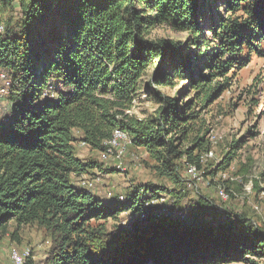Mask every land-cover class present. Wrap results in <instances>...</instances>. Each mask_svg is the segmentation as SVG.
<instances>
[{"label":"trees","instance_id":"16d2710c","mask_svg":"<svg viewBox=\"0 0 264 264\" xmlns=\"http://www.w3.org/2000/svg\"><path fill=\"white\" fill-rule=\"evenodd\" d=\"M138 3L27 0L23 14L4 20L0 73L9 82L11 117L0 121V235L11 227L17 232L32 225L48 232L49 255L38 261L29 252L33 259L28 264H216L225 258L224 264H232L264 259V229L244 212L220 210L197 198L183 209L193 210L192 221L183 214L178 219L151 216L145 207L152 200L168 195L179 205L187 198L180 163L203 169L202 176H216L234 156L226 155L214 166L209 160L201 162L211 149L206 132L181 149L178 142L188 139L190 122L198 114L176 98L153 90L160 104L156 116L130 115L149 71V86L155 81L158 88H174L178 80L187 82L207 104L224 91L229 73L252 56L264 57V42L257 43L259 27L264 35V0L243 5L247 19L239 14V3L230 4L222 16L211 13L213 0ZM10 6L15 12L11 0H0V10ZM206 13L214 46L198 22ZM160 27L192 34L184 42L151 38ZM51 83H63L64 88L56 98H41ZM116 128L127 133L131 147L147 153L157 177L172 190L137 185L123 201L103 202L75 187V181L101 169L96 162L79 159L74 144L101 153ZM113 169L103 172H118ZM125 212L136 219L145 212L146 222L111 231L100 223Z\"/></svg>","mask_w":264,"mask_h":264},{"label":"rangeland","instance_id":"374dc122","mask_svg":"<svg viewBox=\"0 0 264 264\" xmlns=\"http://www.w3.org/2000/svg\"><path fill=\"white\" fill-rule=\"evenodd\" d=\"M211 13L215 16L214 4ZM222 15H224V12ZM211 22L212 20L209 18L208 23L202 24L204 29ZM150 36L151 38H167L180 42H184L186 39L184 33L173 32L167 27L154 29ZM205 37H207L206 33ZM150 75L151 71L145 76L144 84L138 89V98L133 102L130 115L138 119L154 118L156 116L160 104L157 103L158 100L154 96L153 90L158 91L162 97L176 98L181 106L190 107V111L198 114L197 119L190 122L191 132L188 139L178 142V145L181 143V149L188 147L195 136L206 132L205 139L214 154V158L209 160L208 165L214 166L215 162L221 160L224 156L233 155L234 160L225 171L231 177H241L242 183L252 180L253 185L257 184L254 189L256 194L259 190L258 183L264 185V57L252 56L244 67L229 73V81L224 91L207 104H203L197 99L196 92L187 86V82L181 81L178 87L162 89L148 85ZM6 81L8 82L7 79L2 80L0 78V90L3 88L6 90L5 94L0 93V113L6 112L8 107L6 96L9 95V86L5 84ZM215 82L222 83L220 79ZM212 136L215 137V144L210 142ZM74 149L79 159L86 162H96L99 165L98 167L101 170L90 172L86 178H99V182H97L92 193L103 202L114 198L120 201V196L125 199L129 188L137 185L152 184L168 190L173 188L168 181L157 177L153 171L155 163L150 160L147 153L143 150L134 149L131 145H128L126 154L120 159L115 156L104 158L101 153L92 151L84 144H79V142L74 144ZM119 162L124 168L123 172H103L115 168ZM202 171L200 174L203 184H200V190L197 193L186 187L185 190L188 196L179 205H175L168 195L162 193L165 197L162 201L147 205L145 209L148 208V212L154 217H160L164 214L174 219L185 217L186 220L192 221L191 218L194 217L193 210L191 208L186 211L183 209H186L189 200L204 198L220 210H231L237 214L246 213L248 217L264 229V200L251 196L252 202L254 201L260 206L259 214L255 213L247 203L244 204L236 198L223 203L218 198L216 189L213 186L207 187L204 184L208 182L215 185L218 182V176H202ZM178 172L181 179L185 181L187 177L183 163H180ZM80 180L78 183V180L75 181V187L82 190L83 188L78 185ZM224 185L235 194L242 193V186L239 183L224 182ZM181 214H183V217L178 216ZM131 215L130 212H125L118 215L116 219L109 218L100 223L104 224L108 231H111L114 227L128 229L133 221L140 224L146 222L147 214L145 212L139 215L138 219H136L137 217H131ZM51 245L49 234L44 228L37 225L25 226L16 232L15 228L11 227L6 235H0V264H4V256L9 248L16 251L17 246L20 250H24L27 246L28 251L33 253L34 259L42 261L49 255ZM232 264H264V259L249 258L247 262Z\"/></svg>","mask_w":264,"mask_h":264},{"label":"built area","instance_id":"2783aa9c","mask_svg":"<svg viewBox=\"0 0 264 264\" xmlns=\"http://www.w3.org/2000/svg\"><path fill=\"white\" fill-rule=\"evenodd\" d=\"M0 78L2 80L6 79V76L4 75V73H0ZM7 86H9V82L6 81L5 83ZM6 90L5 88L0 90L1 94H5ZM215 137L212 136L210 138V142L211 144H215L214 141ZM130 139L127 135L126 132H124L123 130H121L120 128H116L114 129L111 138L106 141L104 143V150L103 152H101V154L103 155L104 158H108L111 156H115L117 159L122 158L126 152H127V147L128 145H130ZM214 158V154L213 151L210 149L207 152H205L201 158L200 161L201 162H206L207 160H210ZM115 169L118 172H123L124 168H122L121 162H119ZM185 173H186V184L187 186L194 190L196 193L200 190L199 186L202 183V177L200 172L198 171V169L196 168L195 165L192 164H186L185 166ZM218 176V182L215 185H211V183H204L207 187L208 186H213L216 189L218 198L220 199V201H222L223 203H227L230 201V193L232 194L233 198H236L240 201H246L251 209L259 214L260 213V206L257 203H254V201L252 202L251 200V196L253 197H257L259 200H264V185L262 183H258L259 184V190L258 192L255 194L254 192V185H253V181L249 180L246 183H242V179L241 177H231L229 176V174L226 171H221L218 172L217 174ZM97 182H99V178H86L82 177V179L80 180V183L78 184L80 187H82L83 189L92 192V190L95 188ZM224 182L226 183H239L242 186V193L241 194H235L232 191L228 190L225 185ZM119 200L122 201L123 199H121V196L119 197ZM155 201V202H153ZM159 201H162V199L160 200H152L151 203H157ZM13 253H16V251H12ZM13 258H18V255H15Z\"/></svg>","mask_w":264,"mask_h":264},{"label":"clouds","instance_id":"9594fccd","mask_svg":"<svg viewBox=\"0 0 264 264\" xmlns=\"http://www.w3.org/2000/svg\"><path fill=\"white\" fill-rule=\"evenodd\" d=\"M27 2V0H11V3L15 5V12L11 10V6L8 9L0 10V38L3 37L6 31V25L4 23V20L7 19L9 15H15V13H21L23 14L24 11V4ZM249 0H213L214 3V13L217 16H222L223 12L227 10L228 6L232 3H239L241 5L239 9V14L244 18L247 19L246 15V9L243 7L244 4L248 3ZM144 6V0H139V3L137 4V7H143ZM149 15H155V10L146 9ZM199 23L206 24L208 23L207 14L201 16L199 18ZM258 32L260 33L257 43L264 42V35L261 34V29L259 27ZM190 30H185L184 35L188 36L191 35ZM206 35L208 38H210L213 46L215 45V39L213 38L212 30L211 28L206 29ZM181 81H177L176 85H172V87H178ZM69 88L74 87L73 85H69ZM153 87H156V82L153 81ZM64 88L63 83H51L47 89L43 90L41 94V98L51 95L53 98H56L60 94V90ZM5 116L11 117V110L9 109L7 112L0 113V121H3L5 119ZM118 119L121 117L118 116ZM194 198V196H193ZM121 199H124L123 196H121ZM145 199H150V197H145ZM155 202V201H153ZM129 220V218H128ZM128 220L125 222L126 225L128 223ZM15 255H18V258H13ZM33 259V257L30 256L28 247L26 246L24 250H20L17 246L16 253H13L11 248H9L8 252L4 256V264H28L29 260ZM226 258L222 260L216 261V264H224Z\"/></svg>","mask_w":264,"mask_h":264}]
</instances>
